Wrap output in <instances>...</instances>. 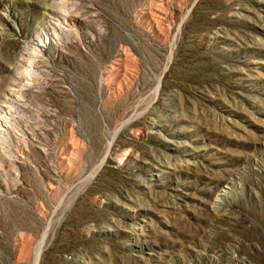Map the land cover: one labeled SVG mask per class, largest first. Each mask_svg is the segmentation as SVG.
Instances as JSON below:
<instances>
[{
  "label": "rangeland",
  "instance_id": "1",
  "mask_svg": "<svg viewBox=\"0 0 264 264\" xmlns=\"http://www.w3.org/2000/svg\"><path fill=\"white\" fill-rule=\"evenodd\" d=\"M0 264H264V0H0Z\"/></svg>",
  "mask_w": 264,
  "mask_h": 264
},
{
  "label": "bare ground",
  "instance_id": "2",
  "mask_svg": "<svg viewBox=\"0 0 264 264\" xmlns=\"http://www.w3.org/2000/svg\"><path fill=\"white\" fill-rule=\"evenodd\" d=\"M49 9L53 11V8L52 7H49Z\"/></svg>",
  "mask_w": 264,
  "mask_h": 264
}]
</instances>
